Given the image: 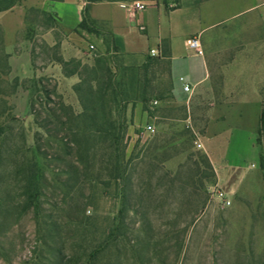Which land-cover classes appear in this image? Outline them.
<instances>
[{"label":"rangeland","instance_id":"374dc122","mask_svg":"<svg viewBox=\"0 0 264 264\" xmlns=\"http://www.w3.org/2000/svg\"><path fill=\"white\" fill-rule=\"evenodd\" d=\"M32 2L23 0L21 9L28 10ZM241 7L264 10V0H243ZM14 10L7 13L15 16ZM8 16L11 21H0V264H86L85 255L104 240L118 215L120 187L108 179L106 152L95 147L88 153L94 142L90 136H79L81 160L75 150L68 155L64 149L65 144L75 148V139L66 135L61 142L60 137L69 134L68 128L82 129V121L64 126L45 112V92L79 117L82 106L73 92L77 76L56 79L43 72L52 58L44 20L32 17L33 24L25 23L20 30L17 16ZM5 27L12 28L10 36ZM229 28L242 29L246 43L256 45L264 17L254 14ZM75 33L69 41V31H52L57 42L65 43V50L59 47L65 61H79V78L89 77L98 57L110 58L118 106L108 93L106 110L126 122L122 146L125 159H131L122 237L94 264H264V180L259 160L255 166L244 160L247 168H242L239 183L235 178L228 188L219 183L195 145L204 131L206 105L183 99L166 108L168 103L160 102L169 89L161 79L165 65L153 63L142 71L134 58L107 53L100 34L81 29ZM9 44L15 45V53L23 46L30 51L34 75L14 77L6 52ZM31 103L42 129L34 123ZM49 106L58 110L57 105ZM9 111L11 119L6 120ZM146 126L153 132H143ZM37 135L46 160L35 150ZM249 145L243 142V150L249 151ZM180 154L186 160H168ZM161 160L167 161L160 164ZM34 165L41 175L37 196L27 190Z\"/></svg>","mask_w":264,"mask_h":264},{"label":"crops","instance_id":"0c3cea01","mask_svg":"<svg viewBox=\"0 0 264 264\" xmlns=\"http://www.w3.org/2000/svg\"><path fill=\"white\" fill-rule=\"evenodd\" d=\"M31 1L28 9L45 11L57 21V28L47 32L49 38L45 41L50 47L57 42L52 31H69L67 38L72 41L73 33L86 15L111 33L114 45L124 56L134 58L140 65L151 50L156 51L158 61L166 65L161 79L170 86L160 102L166 101V108L183 99L206 105L199 144L219 183L227 188L233 178L239 183L242 168L246 166L244 160H252L249 166L258 163L257 132L264 101V30L258 32V44L251 45L246 43L242 29H230L229 24L240 26L254 14L264 17V10H245L241 7L243 0ZM135 2L141 3L144 10H134ZM14 11L21 30L26 10L20 6ZM8 15L14 14L2 13L0 21H11ZM5 31L9 36L13 32L6 27ZM193 38L199 41L202 56L187 48L186 42ZM60 45L65 50V43ZM14 46H6L14 77L34 75L30 51L23 46L15 53ZM43 72L56 79H66L61 67L52 62ZM184 85L190 87L189 92L183 91ZM184 105V109L190 110L188 103ZM246 141L250 144L249 151L243 150ZM169 160H186V156L180 154Z\"/></svg>","mask_w":264,"mask_h":264},{"label":"trees","instance_id":"16d2710c","mask_svg":"<svg viewBox=\"0 0 264 264\" xmlns=\"http://www.w3.org/2000/svg\"><path fill=\"white\" fill-rule=\"evenodd\" d=\"M23 0H0V15L2 13L11 11L16 6H20ZM49 2H62L63 0H47ZM88 3H98L101 0H84ZM42 18L44 20V24L47 29L57 28L56 19L45 11H41L36 8H31L26 10L25 12V23L27 25L33 24V18ZM78 29H81L87 33L95 32L102 36L103 45L106 48L107 53L113 54H122L120 50L114 45L113 38L110 32L106 30H101L97 28L95 22L91 21L86 15H84L81 24L78 26ZM1 34V31H0ZM60 42H56L54 46L49 49H52V58L50 62L59 65L62 69V74L65 78L77 76L78 83L73 86V92L78 96L81 106L82 113L79 115H74L72 110L65 106V104L59 100L57 103L53 102L50 98V94L45 92V112L48 117H50L53 121L59 122L61 125L66 126L67 122H78L79 119L82 121L81 123L85 126L81 129L76 126L74 128V132L68 128L69 134H65V137H60V141H64L67 137L66 135H71L73 139H75V148H69L65 144L64 149L68 151V155L71 154L73 150H75L77 160H81L79 158V154L81 153V141L79 136L87 135L91 137L93 140L92 146L88 149V153L94 152L98 147L99 150H103L106 156V160L104 161V165L106 170L108 171V179L117 183L120 187V209L118 211V215L114 221L112 228L107 233L104 240L97 245L94 250L90 251L87 255H85L86 264H94L96 259L108 252L109 249L112 248L113 243L117 240V238L122 237L120 234L121 227L124 224L125 217L127 215L128 208V186L131 183V176L127 173V166L131 159H125V149L122 146V143L126 134V122L123 120H117L113 118L112 112L110 110L107 111V101L106 98L108 93L111 94L112 104L115 107L118 106V96L115 93V89L113 88V72L110 68L112 62L110 58L107 57H98L94 60L93 66L90 68L89 77L87 79L79 78V61H65L60 52H59ZM147 61H145L139 68L142 71H147L148 67L153 63L160 64L156 57L147 56ZM72 64H75L73 68H69ZM165 65V63H162ZM166 67V65H165ZM166 72V70H165ZM40 85V84H39ZM170 87V86H169ZM59 99V96H56ZM163 100V99H162ZM123 101V100H122ZM50 104L57 105V111L53 108H50ZM33 105L31 103V115L35 117L34 123L40 126V122L38 121L39 113L34 112ZM56 112H60L64 117L66 122H63V117L57 116ZM37 117V119H36ZM6 120L11 119V111H9L5 117ZM96 138V139H95ZM264 102L262 103L260 119H259V128H258V136H257V145L259 146V167L262 172L263 180H264ZM76 139L78 140L76 142ZM90 140V139H89ZM35 141V150L39 157H42L43 160H46V153L42 152V149L39 145L40 138L38 135L34 137ZM81 142V143H80ZM95 154H93L94 157ZM170 159V158H169ZM168 159V160H169ZM188 160V159H187ZM205 162L210 164V161L205 156ZM167 160H161L160 164L166 162ZM204 163V162H203ZM211 166V164H210ZM34 170L32 174L29 176L27 190H31L34 192L35 196L39 193V180L41 179V175L36 170V166L34 165ZM166 175V174H165ZM34 196V199L37 200V197ZM31 199V197H30ZM34 200V208L37 209V203Z\"/></svg>","mask_w":264,"mask_h":264},{"label":"built area","instance_id":"2783aa9c","mask_svg":"<svg viewBox=\"0 0 264 264\" xmlns=\"http://www.w3.org/2000/svg\"><path fill=\"white\" fill-rule=\"evenodd\" d=\"M132 8H133L134 10H137V11H142V10H144V6H143L141 3H139V2H135V3H133ZM186 46H187V48H188L190 51H192L195 55H197V56H202L203 53H202V50H201V46H200V43H199V41H198L197 39L193 38V39L188 40V41L186 42ZM90 48L93 49L92 46H91ZM149 55H150L151 57H156V56H157V53H156V51L151 50V51L149 52ZM180 81L183 82V79H180ZM183 91H184V92H189V91H190V87H189L188 85H184V86H183ZM142 131L145 132V133H152V132H153V127H151V126H146V127H144V128L142 129ZM195 145H196V148H197V149H201V145H200L199 143L195 142ZM218 196H219L221 199H225V198H224V197H225L224 194L221 193V192L218 193ZM224 203H225L226 206H229V205H230V202H229V201H224Z\"/></svg>","mask_w":264,"mask_h":264}]
</instances>
